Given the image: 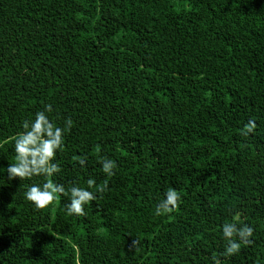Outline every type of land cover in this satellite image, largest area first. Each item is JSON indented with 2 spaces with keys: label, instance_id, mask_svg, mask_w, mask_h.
<instances>
[{
  "label": "trees",
  "instance_id": "trees-1",
  "mask_svg": "<svg viewBox=\"0 0 264 264\" xmlns=\"http://www.w3.org/2000/svg\"><path fill=\"white\" fill-rule=\"evenodd\" d=\"M48 104L52 123L72 121L51 179L94 181L83 216L70 193L25 200L49 178H8ZM170 189L179 207L155 215ZM228 223L253 228L233 256ZM213 258L264 264V0H0V264Z\"/></svg>",
  "mask_w": 264,
  "mask_h": 264
},
{
  "label": "clouds",
  "instance_id": "clouds-1",
  "mask_svg": "<svg viewBox=\"0 0 264 264\" xmlns=\"http://www.w3.org/2000/svg\"><path fill=\"white\" fill-rule=\"evenodd\" d=\"M52 111L50 104L45 105L43 111L35 113L34 119L23 123V132L19 133L15 139L16 163L7 167L8 178L9 180L31 179L33 176L49 178L42 185L31 184L24 193L25 200L31 202L37 210H42L51 205L58 195L70 193V203L65 206L67 214L83 216L85 215V205L96 198L95 194L88 190L93 187L94 181H88L87 189L73 185L66 190L64 185L55 183L51 179L60 171L59 166L52 161L56 157L57 151L63 147L65 133L72 127L70 119L66 122L65 127L52 123L48 115ZM245 127L246 131L242 133L243 135L252 133L257 127L256 121L249 120ZM115 166L114 161L105 159L102 165L103 172L113 175ZM164 196L165 198L161 200L155 210L157 216L170 214L179 207L181 197L176 190L170 189ZM235 219L238 221L239 216H236ZM222 234L228 242L222 255L233 256L240 251L241 241L249 242L248 237L252 236L253 228L246 224L237 227L236 223H228L223 225ZM213 264H219V261L213 258Z\"/></svg>",
  "mask_w": 264,
  "mask_h": 264
}]
</instances>
